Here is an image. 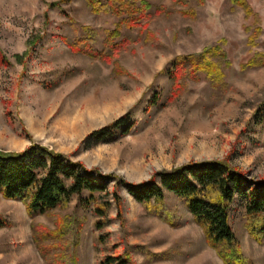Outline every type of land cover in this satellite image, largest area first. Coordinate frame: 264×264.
<instances>
[{"label":"rangeland","instance_id":"1","mask_svg":"<svg viewBox=\"0 0 264 264\" xmlns=\"http://www.w3.org/2000/svg\"><path fill=\"white\" fill-rule=\"evenodd\" d=\"M148 1L144 30L122 25L109 37L120 17L93 12L87 0H0V52L8 59L0 61V148L18 151L38 142L134 182L202 159H224L264 179V123H257L264 116V63L250 62H264V0H246L250 13L234 0ZM107 37L129 43L112 50ZM64 38L79 46L91 42L108 57L74 51ZM212 45L225 52L215 57L225 89L203 72L180 84L165 72L176 56ZM15 53H24L21 61ZM154 92L159 98L151 103ZM128 111L127 134L85 143L91 131ZM165 199L179 225L149 213L111 179L98 197L109 201L104 216L74 195L31 218L20 200L0 193V264H46L31 222L56 228L61 217L65 235L51 252L60 253L62 264H98L108 254L128 255L134 264H223L184 200L170 191ZM246 220L237 195L231 226L243 251L264 264V242L249 234Z\"/></svg>","mask_w":264,"mask_h":264},{"label":"trees","instance_id":"2","mask_svg":"<svg viewBox=\"0 0 264 264\" xmlns=\"http://www.w3.org/2000/svg\"><path fill=\"white\" fill-rule=\"evenodd\" d=\"M93 12L107 11L119 16L116 27L109 34H118L122 25L127 27L147 26L142 21L150 16L151 3L148 0H87ZM247 13L251 8L246 0H234ZM106 42L113 50L129 43L128 38L118 42ZM113 38V37H112ZM64 41L74 51L85 52L93 57H108L104 51L86 42L79 46L68 38ZM121 46V47H122ZM219 45L206 47L198 54H181L172 59L165 72L180 84V79H196L203 72L213 86L225 89V72L215 57L224 56ZM24 53H15L21 61ZM0 61L8 63L0 52ZM252 64L264 63L252 59ZM159 94L154 92L151 103H156ZM264 123V116L257 123ZM131 112H126L109 124L91 131L85 143L91 145L101 140L115 138L117 134H127L131 127ZM113 180L118 187L125 184L127 191L139 201L149 213L157 215L172 226L180 224V217L166 199V191L184 200L194 220L204 231L208 244L215 250L223 264H255L241 246V242L230 223V207L237 195L247 215L246 227L249 234L259 242H264V179L248 176V173L224 159L189 160L171 169H162L140 182L129 181L115 174H106L97 168L87 167L81 160L56 151L38 142H32L22 150L0 148V193L7 199L20 200L27 214L34 218L59 205L68 204L74 195L80 204L94 205V211L106 215L109 201L98 202L101 193H107V182ZM117 201L120 196L113 190ZM95 225L100 228L99 220ZM33 239L46 264H62L60 253L51 250L65 235V222L61 217L56 228L32 221ZM154 257L163 258L164 252H153ZM98 264H134L128 255H105Z\"/></svg>","mask_w":264,"mask_h":264}]
</instances>
